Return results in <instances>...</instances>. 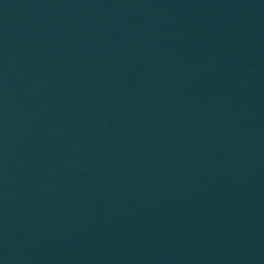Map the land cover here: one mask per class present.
<instances>
[{"label":"water","instance_id":"1","mask_svg":"<svg viewBox=\"0 0 264 264\" xmlns=\"http://www.w3.org/2000/svg\"><path fill=\"white\" fill-rule=\"evenodd\" d=\"M0 264H264V0H0Z\"/></svg>","mask_w":264,"mask_h":264}]
</instances>
